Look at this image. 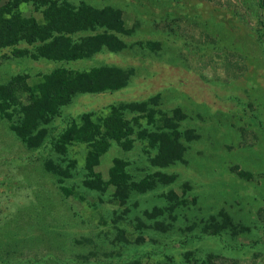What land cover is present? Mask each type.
<instances>
[{
    "label": "rangeland",
    "instance_id": "obj_1",
    "mask_svg": "<svg viewBox=\"0 0 264 264\" xmlns=\"http://www.w3.org/2000/svg\"><path fill=\"white\" fill-rule=\"evenodd\" d=\"M68 1L120 10L132 34L123 37L126 48L120 52L105 50L65 66L74 70L118 66L134 75L129 86L119 91L76 95L63 115L99 118L113 105L158 100L150 106L154 121L146 112L140 122L150 132L175 131L185 146L183 157L159 169L176 178L174 185L159 181L154 191L136 193L122 205L114 198L109 177L118 152L112 150L96 166L107 192L82 191L66 198L56 179L34 159L37 154L20 147L0 125V230L15 225L21 238L30 234L27 239L9 236V241H0V261L264 264V6L260 0ZM8 2L0 0V6ZM20 8L23 16L42 19L31 3ZM63 65L24 59L21 64L7 61L3 68L10 73L26 69L33 83L40 74ZM69 149L83 166L86 146ZM157 153L148 141H138L124 153L135 182L153 173L149 164ZM217 228H222L220 236L204 235Z\"/></svg>",
    "mask_w": 264,
    "mask_h": 264
},
{
    "label": "trees",
    "instance_id": "obj_2",
    "mask_svg": "<svg viewBox=\"0 0 264 264\" xmlns=\"http://www.w3.org/2000/svg\"><path fill=\"white\" fill-rule=\"evenodd\" d=\"M29 3L42 15L41 20L20 13L22 4ZM260 3L264 6V0ZM131 34L125 27L122 12L112 7L95 8L85 2L75 5L68 0H9L0 6V125L20 147L37 154L34 159L41 162L44 173L56 179L58 191L66 198L79 196L82 191L98 195L107 192L108 185L96 172V166L101 157L112 150L118 152L109 177L115 187L114 198L120 204H126L136 193L154 191L159 181L168 186L175 183V177L159 169L181 161L184 143L175 131L150 132L140 122L146 112L150 114L149 121H154L150 106L158 100L151 104L113 105L99 118L92 114L79 119L63 115V109L76 95H101L129 86L134 71L110 65L74 70L65 65L105 50L120 52L126 48L123 37ZM28 58L64 65L40 74L33 83L26 69L10 73L3 68L7 61L21 64ZM3 76H9L10 80H4ZM138 141H148L158 153L151 157L149 164L153 173L135 182L124 155L132 151ZM72 145L86 146L83 166L72 157L69 149ZM12 226L9 230L3 226L6 231L0 230V234L8 237L0 236V241H9V236L30 238V234L21 238V231ZM221 231L222 228L207 229L204 235L220 236ZM0 264L4 263L0 261Z\"/></svg>",
    "mask_w": 264,
    "mask_h": 264
}]
</instances>
